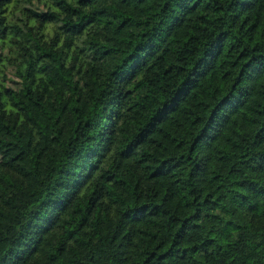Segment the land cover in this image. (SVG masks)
<instances>
[{
    "label": "trees",
    "instance_id": "obj_1",
    "mask_svg": "<svg viewBox=\"0 0 264 264\" xmlns=\"http://www.w3.org/2000/svg\"><path fill=\"white\" fill-rule=\"evenodd\" d=\"M0 264H264V0H0Z\"/></svg>",
    "mask_w": 264,
    "mask_h": 264
},
{
    "label": "rangeland",
    "instance_id": "obj_2",
    "mask_svg": "<svg viewBox=\"0 0 264 264\" xmlns=\"http://www.w3.org/2000/svg\"><path fill=\"white\" fill-rule=\"evenodd\" d=\"M0 138L5 139V135L2 132H0Z\"/></svg>",
    "mask_w": 264,
    "mask_h": 264
}]
</instances>
